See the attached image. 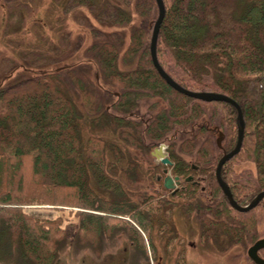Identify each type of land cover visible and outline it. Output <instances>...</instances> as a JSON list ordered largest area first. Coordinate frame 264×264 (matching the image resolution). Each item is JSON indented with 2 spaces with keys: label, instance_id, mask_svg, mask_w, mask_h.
<instances>
[{
  "label": "trees",
  "instance_id": "1",
  "mask_svg": "<svg viewBox=\"0 0 264 264\" xmlns=\"http://www.w3.org/2000/svg\"><path fill=\"white\" fill-rule=\"evenodd\" d=\"M16 2L11 1L12 8L21 6ZM163 3L165 11L156 44L161 67L185 88L225 93L241 108L244 132L238 156L249 158L255 165L258 180L245 191L240 187L231 189L235 198L248 200L264 189V0H163ZM131 4L136 6V14L131 13ZM62 5L71 6L70 19L93 37L92 21L115 24L118 29L98 32L101 33L96 34L98 42L92 48L86 47L96 53L104 93L98 91V85L89 77L86 60L80 54L83 36H75L72 41L69 39L72 33L62 28L64 45L69 50L66 61L51 66L60 61L57 57L62 56L58 54L61 47L51 50L52 55L48 53L47 58L33 54L34 58L25 60L33 64L31 70H24L23 74L20 70L14 78L0 84V234L16 236L33 264H51L60 241L76 232L94 244L101 230L110 234L116 226H123L131 239L142 240L136 228L121 217L129 216L139 227L146 228L145 216L152 210L150 198L139 203L99 199L86 176L90 171L99 186L116 193L123 190L119 180L106 173L105 152L110 145L114 160L120 161L134 147H141L139 124L127 117L130 111L137 110L140 98L162 94L168 99L167 108L150 120L143 136L159 141L175 125H189L195 118H201L206 108L210 118L225 125L224 148H231L237 136V111L232 104L205 101L179 92L156 71L149 52L157 15L154 0H62ZM106 5L113 6L115 12L107 14ZM75 11L79 13L73 14ZM16 46L19 47L17 43ZM116 88L119 95L110 104V90ZM73 91L79 93L83 111L93 114V121H108L119 130L125 150L121 152L116 144H109L98 135L82 140L77 124L80 112ZM108 102L109 112L101 108L102 103ZM112 110L118 114L113 115ZM220 153L211 139H206L197 154L203 166L213 167ZM130 159L127 176L137 177L134 167L139 165L134 156ZM222 167L229 169L230 162ZM212 200L213 205L208 207L212 219L200 211L205 230L229 232L235 243L242 241L243 232L254 231L256 208L237 211L229 207L220 190L214 191ZM40 203L60 206L61 212L62 206L73 203L81 208L74 212L79 222L63 223L60 214L54 218L31 215L27 208ZM257 207L264 208V197Z\"/></svg>",
  "mask_w": 264,
  "mask_h": 264
},
{
  "label": "rangeland",
  "instance_id": "2",
  "mask_svg": "<svg viewBox=\"0 0 264 264\" xmlns=\"http://www.w3.org/2000/svg\"><path fill=\"white\" fill-rule=\"evenodd\" d=\"M11 1L0 0V84H5L11 78H14L12 76L20 70L22 74L25 73L24 70H31L33 64H29L25 60L34 58L33 54H35V57L47 58L49 56L48 53L51 52L52 55L51 50L61 47L58 49V54L62 56L57 57L60 61L53 62L51 66L62 63L63 60L66 61L69 50L64 45L66 40L61 35L62 31L60 28H69L70 31L79 30L77 21L69 17L72 13L71 6L66 8L68 5L63 6L62 0H17L21 6L15 7L14 5V9L10 5ZM106 7L109 9L107 14L115 12V10L113 11V6L106 5ZM129 7L131 13L136 14V6L131 4ZM144 7V9H148V5H144ZM98 9L101 10L102 6ZM79 12L81 13V10ZM79 12L75 11L73 14L77 15ZM16 43L19 47L16 46ZM80 54L84 55V57H94L96 53L91 52V50L86 52L80 50ZM3 66H6V68L4 69ZM82 83L88 85L84 81ZM73 98L79 107L80 115L77 119V124L82 140L85 141L89 135H98L107 143L116 144L121 152L125 150L124 142L119 137V130L115 129L108 121L103 122V120H100L99 123L93 121V114H87L83 111L79 102L80 95L77 91H73ZM205 111L202 117L208 114L207 108ZM218 119H221L220 115H218ZM129 154L131 156L135 155L128 152L124 159H120V161L114 160L115 157L111 146L108 145L106 147L105 170L106 173L119 180L123 186V190L120 193L99 186L91 172L87 171V183L95 191L99 199L136 201L137 203L143 200L146 191L141 188L149 180L150 169L148 168L150 167H147L144 161L134 160V162L140 164V168L137 171L135 170L136 174L138 172V176L135 177V174H133L129 178L126 173L127 164L131 161ZM190 154L192 155L193 152ZM181 156L187 157V154ZM246 161V164L240 162L241 164L238 163V166L250 164L249 160ZM134 179L138 181L133 183ZM198 197L202 198L199 195ZM156 204L151 202L150 205L152 206L150 213L154 214L152 219L153 227H138L128 220L129 216L122 215L121 217L136 228L141 234L142 240L136 236V238L131 239L125 229L122 228L123 226H116L110 234L101 230L97 238H95L94 244L86 241V236H80L76 232L71 237H66L60 241L56 256L51 264H253L243 252V248L246 246L245 242H248L247 238L242 243L231 245L230 254H227L229 251L220 250V248L228 246L227 244L224 245L222 241H219L220 244L214 245H206L205 242L207 243L208 241L202 244L203 241L198 235L200 221L194 216H181L183 217L181 218L180 213L176 211L175 214L171 215V219L173 228L179 232L172 235L168 231L161 232L162 222L159 212L161 205ZM58 207L60 206L40 203L27 209L33 216L54 218L60 214L63 218V223L79 222L74 213L75 210L81 209L79 206H74L73 203L65 204L62 206L64 208L62 212L58 210ZM97 213L100 212L98 211ZM232 216L237 215L232 213ZM0 235L2 238L0 241V264H33L23 252L16 236H10L11 234L9 235V233ZM166 236L170 237L168 241ZM130 240H134L135 246H131ZM189 242H196L197 247L199 246L200 249H193L188 244ZM140 243L143 244V247L140 246Z\"/></svg>",
  "mask_w": 264,
  "mask_h": 264
},
{
  "label": "flooded vegetation",
  "instance_id": "3",
  "mask_svg": "<svg viewBox=\"0 0 264 264\" xmlns=\"http://www.w3.org/2000/svg\"><path fill=\"white\" fill-rule=\"evenodd\" d=\"M106 25L107 24H101L92 21L91 26L94 29L93 30L95 35L94 37L92 36L91 32L83 28H79V30L76 31H72V30L70 31L69 28H64L63 30L70 31V33L73 34V35L69 34V39H71L72 41L74 40L75 36H79V35L83 36L82 51L86 52L87 51L86 47H91L95 45L96 42H98V37L96 35L98 32H103V33L113 32L118 29L117 25L115 24L109 23V25L107 26ZM84 59L86 60L87 68H89V72H88L89 77L93 79V81L96 82V84L98 85V91L104 93L105 87L102 82V76L99 73L100 71L96 67L95 57L93 56L84 57ZM110 91L111 92L109 94L111 95V101H110L111 104L116 100L117 96L119 95V90L116 88ZM110 104L109 102L102 103L101 108H104L107 110V112H109L111 108ZM167 104H168V99L162 94L146 95L138 100L137 110L134 111L133 109L132 111L129 112V116L127 115L128 120H132L135 121V123H138L139 128L141 129V136H140V138L142 137V139L140 140L141 147L140 148L134 147L132 149V154L133 153L135 154L134 160L144 161L147 167H150L148 168L150 169L149 180L146 181L145 185L143 184L142 186L143 188H141L143 191H146V193H144L145 196H143V200L145 198H150L149 200L150 202H155L157 203L156 205L158 204L161 205L159 209L160 220L162 222L161 232L168 231L170 232V235L179 232L176 231L177 229H174L172 226L171 215L175 214L176 211L177 213L178 212L180 213L179 214L180 217L194 216V218H197V220L200 221V225H199L200 230H198V235H200V238L203 241L202 244H204L205 241H208L207 243L205 242L206 245H210V244L214 245V244H220L219 241H222L224 245L227 244L228 246H226L225 248H220V250L226 252L229 251L227 254H230V247L235 242L231 240L229 232L220 231V230H214V231L205 230V227L203 225V220L201 219L200 216V211H203L204 217L212 219L210 216L212 213L209 210L210 208L208 207L209 205H213L210 203L214 201L212 200L214 191L217 190L218 192V190H220L224 198L226 197L216 177V165L213 167L203 166L202 165L203 162L200 159H198L197 153L202 143L206 139H211L214 146H216L221 150V153L219 154L218 158L225 151H229L234 146L235 143L229 149L223 147L226 137V131H227L225 125L220 124L215 118H210L208 116L209 114H206L201 118H195L190 122L189 125L187 124L181 126L175 125L171 130H169L167 135H163L162 139L159 141H157L155 138L143 136L144 129L148 126L150 120L153 119V117L156 114H159L161 111L167 108ZM111 113L113 115L118 114L117 111L115 110H112ZM130 129L132 131L135 128H130ZM219 134L222 135L220 145H218L216 142V137ZM236 135H237V128H236ZM185 144L187 145L188 148H185ZM239 151L240 150H238L234 155H232L230 158L224 161L223 164L230 162L229 169L226 167H222L223 164L220 168V177L227 184L228 188L231 191L232 196H233L231 189L232 187L235 189H237V187H240L242 191H245L247 188L253 186L255 182L258 180V174H256V168L254 164L250 162V164L241 167L238 166L242 162L246 164L247 163L246 160H249V158H241V156H238ZM191 152H193L192 155L190 154ZM183 154H187V157L181 156ZM155 155L157 156L159 155L161 157H157ZM165 159L166 162L165 163L162 162ZM232 163L235 164L232 165ZM139 168H140L139 166L137 168L134 167V171L135 170L137 171ZM167 175L169 176V178L166 179V182L167 181L170 182V184H172L171 187H166L164 184L165 177ZM234 192L236 196L239 195V192L237 190ZM198 195L201 196L202 198L198 197ZM233 198L240 204H246L251 199L249 198L248 200H246L241 198L239 200L234 196ZM227 202L229 204V207H232L228 199ZM257 204L246 211H242V212H247L253 208H256L254 231L243 232L241 236L242 241L239 242L242 243L244 239L246 238L248 239V242H245L246 246H244L243 248V252L245 256H247L246 254L247 247L252 243H254L257 239L264 237V208L261 209L260 207H257ZM148 212H149V216H145L148 220L147 227L149 226L153 227L154 224H152V219L154 214L150 213V209ZM130 218L131 217H129L128 220L131 221L136 226H138L137 222L134 219L132 218L130 219ZM213 221L214 220H212L211 222L215 223ZM169 238L170 237L168 236L167 241L169 240ZM170 242L173 243L171 240ZM130 243L131 246H135L134 240H130ZM188 244L191 245L193 249H200L199 246L197 247L196 242H189ZM258 253L262 257H264V246H261L258 249ZM247 258L253 264H258L254 262L250 257L247 256Z\"/></svg>",
  "mask_w": 264,
  "mask_h": 264
},
{
  "label": "water",
  "instance_id": "4",
  "mask_svg": "<svg viewBox=\"0 0 264 264\" xmlns=\"http://www.w3.org/2000/svg\"><path fill=\"white\" fill-rule=\"evenodd\" d=\"M155 3L157 6V15H156V18H155L153 25H152V31H151V35H150L149 52H150V58H151L152 64L154 65L158 74L165 80L166 83H168L171 87L178 90L179 92H182L184 94H187V95H190V96H193L196 98H200V99L205 100V101L217 100V101L229 102L230 104H232L236 108V111H237L236 115H235V123H236V128H237L236 142H235L234 146L229 151H225L218 158L217 163H216V177H217L218 183L221 186L222 191H223L225 197L228 199L230 205L239 211H246V210L252 208L253 206H255L258 203V201L264 197V190H261L258 193H256L250 199V201L247 202L246 204H240L233 198L231 191L228 188L227 184L220 177V168H221L222 164L224 163V161L226 159L230 158L232 155H234L239 150L241 142H242L243 132H244V120L242 117L241 108H240L238 102L234 98H232L231 96H229L225 93L216 92V91H208V90H191V89L185 88L182 85H180L179 83H177L173 78H171L164 71V69L161 67V65L159 64V62L157 60L156 41H157L159 26H160V23H161L162 18L164 16L165 8H164L163 0H155ZM221 137H222L221 134H219L216 137V142L218 145H220ZM155 156H157V155H155ZM157 157H161V156L158 155ZM162 162L165 163L166 159L163 160ZM167 178H169L168 175L165 177L164 184L166 187H171L172 184H170V182H168V181L166 182ZM261 246H264V237L257 239L254 243L249 245L247 247V250H246L247 256L250 257L254 262H256L258 264H264V257H262L258 253V249Z\"/></svg>",
  "mask_w": 264,
  "mask_h": 264
}]
</instances>
